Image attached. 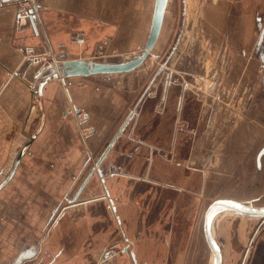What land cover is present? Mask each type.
Instances as JSON below:
<instances>
[{"label":"rangeland","instance_id":"rangeland-1","mask_svg":"<svg viewBox=\"0 0 264 264\" xmlns=\"http://www.w3.org/2000/svg\"><path fill=\"white\" fill-rule=\"evenodd\" d=\"M213 1L169 0L164 25L151 54L136 69L113 75L128 82L125 85L130 92V110L142 98L137 107L138 111L142 109V115L147 114L144 129L153 128L154 142L161 144L160 164L150 170L153 173L150 178L154 180H126L121 182L124 189L119 188L118 182L110 183L122 226L120 217L118 222L117 213L103 196L99 181L90 180L83 198L92 199L91 202L78 206L80 210H68L63 218L65 227L50 233L51 236L55 234L53 238L57 243L48 240L46 248L57 251L72 238L70 243H74L75 252L81 254L80 264H97V253L103 248H111L116 253L105 264H136L128 253L133 248L137 250L138 236L143 234L146 238V244L141 246L144 260L138 264H212L202 233L206 206L215 199H229L264 207V157L260 168L255 162L256 154L264 147V85L261 83L264 68L244 46L254 39L248 30L247 35L240 31L241 36H235L229 46L223 45V37L211 36L206 30V19L216 15ZM258 4L264 9V0H258ZM231 6L234 7L233 2L228 7ZM151 8L152 0H144L145 33ZM241 24L236 27L247 29ZM75 31L78 30L69 31L70 44ZM137 34L139 41L132 50L118 52L114 47L112 52L90 59L121 62L139 55L145 38L139 36L140 32ZM56 57L57 53L50 51L44 61H59ZM161 66V72L156 75ZM170 75L172 79L166 89L168 96L162 101L165 82ZM63 93V98L58 100L69 110L71 103L64 90ZM160 104L163 112L156 117L153 109L159 108ZM81 112V116L72 112L76 122L83 120ZM159 125L160 133L156 132ZM88 128L85 123L79 125L81 138ZM174 133L177 161L183 163L180 166L170 160ZM29 139L30 134L16 137V147L10 150L5 169L14 153ZM87 149V140L82 141L81 152ZM93 153L96 156L98 151ZM25 154L30 155L28 149ZM143 169L147 172L149 166L144 165ZM169 170L177 171L176 179L172 177L176 175L169 177ZM82 179L69 170L58 187L65 188L70 183L66 190L73 191ZM6 194L5 191L2 197ZM53 201L54 198L43 200L45 209ZM218 218L213 226L223 264H264V220L235 213ZM125 246L127 249L122 252Z\"/></svg>","mask_w":264,"mask_h":264},{"label":"crops","instance_id":"crops-1","mask_svg":"<svg viewBox=\"0 0 264 264\" xmlns=\"http://www.w3.org/2000/svg\"><path fill=\"white\" fill-rule=\"evenodd\" d=\"M35 1L38 20L37 27L33 28L28 17L22 14L19 1L0 0V180L9 172L18 152L14 153L9 167L5 169L10 150L16 147V137L22 134L31 136L38 128L42 116L44 117L40 131L29 144L30 155L24 154L20 158L12 177L0 189V264H14L21 254L25 255L22 261L33 254V264H80L81 254L75 252L72 245L74 243H70L72 238H69L68 243L65 242L64 248L57 251L45 247L48 240L52 244L57 243V239L53 238L55 234L51 236L50 233L65 227L63 218L69 209L75 211L78 206L91 202L92 199L83 198L90 180L99 181L103 196L109 202L111 200L113 205L115 201L111 182H118L119 188L124 189L121 182L126 180L153 181L150 170L152 166L160 164L161 144L154 142L153 128L144 129L147 114L142 115V109L138 111L137 107L142 98H139L132 110L129 109L130 92L125 85L127 80L123 77L113 76L114 74L66 79L58 77L48 81L39 93V83L49 74V71L41 70L47 63L90 59L97 54L112 52L114 47L118 52L130 51L139 41L136 38L139 32L146 43L155 0H152L146 33L144 0ZM231 2L234 7H228ZM213 3L216 4V8H213L216 15L206 19V30L211 36L223 37L224 46L233 43L235 36H241L240 31L248 30L254 39L244 46L248 47L264 68V9L258 4V0H214ZM236 24L247 29L242 30ZM71 30L84 33L85 43L82 46L69 43L68 34ZM27 47L33 48L37 53L48 49L54 51L59 61L49 62L39 57L24 58V53L19 48ZM243 51L246 52L244 49ZM72 52L77 54L72 55ZM67 80L71 82L70 86L63 85ZM261 83L264 85V77ZM169 84L168 81L165 82L162 101L167 99L166 89ZM63 90L71 108L83 111V120L76 122L72 113H67V107L59 102L58 98L64 95ZM251 99L250 96L249 103ZM161 106L160 104L159 108L153 109L156 117L163 112ZM132 111L133 116L100 164L107 193L96 171L78 193L81 183ZM82 123L89 125L90 131L81 138L78 127ZM156 132L160 133V125ZM171 138L170 160L180 166L183 163L177 161L176 133ZM86 140L89 149L81 152L82 141L85 143ZM94 151H98L96 156L93 155ZM263 157L264 155L262 163ZM144 165L149 166L147 172H144ZM69 170L76 177L83 178L73 191L66 190L70 183L65 188L58 187ZM176 172L170 171L169 177L176 175ZM172 177L176 179L177 175ZM5 191L7 194L2 197ZM48 198H54V201L45 209L43 200ZM114 207L122 226L118 205ZM122 234L128 240L124 230ZM145 244L146 238L141 234L138 236L137 250L133 248L128 253L132 262L138 264V261L144 260L141 246ZM110 249L103 248L97 253V264L112 260L116 253ZM130 252L134 254V259ZM46 258L48 261H45Z\"/></svg>","mask_w":264,"mask_h":264},{"label":"water","instance_id":"water-1","mask_svg":"<svg viewBox=\"0 0 264 264\" xmlns=\"http://www.w3.org/2000/svg\"><path fill=\"white\" fill-rule=\"evenodd\" d=\"M169 0H155L154 1V10L151 20V25L149 29V34L146 40V43L144 45L143 50L140 52L139 55L134 56L133 58L121 62H108V61H97L94 59H69V60H63L62 62L58 63L56 66L54 64L47 63L43 66V70L49 71V74L44 78L38 86V92L41 93L42 87L52 79H57L58 77H64V78H71V77H86L90 75H97V74H116V73H127L130 72L140 65L144 63V61L148 58V56L151 54L152 49L154 48L157 39L160 34V30L162 27L165 11L168 5ZM37 9H28L26 12H23L24 17H28V21L30 22L31 26L35 28V25L33 23L34 16L33 12H35ZM162 70L159 68V70L156 72V75H158ZM40 71V72H41ZM39 72V73H40ZM38 73V74H39ZM155 75V76H156ZM38 76V75H37ZM170 75L167 78V81L170 83L171 80ZM153 82V81H152ZM151 82V83H152ZM150 83V84H151ZM150 84L148 88L150 87ZM147 88V89H148ZM134 112L132 111L129 116L125 119V121L121 124L117 132L114 134L112 139L110 140L109 144L105 147L101 155L99 156L98 160L95 163V167L91 170V172L88 174L87 178L81 183L78 193L84 188L87 181L89 180L90 176L93 174V172H97L98 176L101 179V182L104 186L105 192L107 193V189L105 186V179L104 174L102 172V169L100 168V164L105 158V156L108 154L109 150L111 149L113 143L116 141V139L120 136L124 128L126 127L128 121L133 116ZM44 122V117L42 116L40 124L38 128L35 130V132L30 136V139L28 142L20 146V150L17 152L16 156L14 157L13 164L9 170V172L5 175V178L0 180V189L8 182V180L12 177L18 162L20 158L25 154L26 150L29 147L30 142L34 138V136L40 131L42 125ZM264 155V147L261 148L256 156V165L257 168L261 167V158ZM4 173V172H3ZM76 198V197H75ZM112 211L115 212V207L110 200V206ZM224 211H231L239 216H248V217H254L256 219L264 220V210L258 209V208H250L246 207L245 205H242L239 202H235L234 200L229 199H215L211 201L205 208L203 212V221H202V233L204 241L210 250L211 257L213 260V264H223L222 262V256L220 254L219 249L217 248L216 244L214 243L209 229H208V222L207 218L210 214L214 213H221ZM117 217V220L119 222V217ZM127 249V246L123 248L125 251ZM25 255L21 254L18 259L14 262V264H31L34 261L32 260L33 254H30L28 256L27 260L22 261V258ZM131 256L134 259V254L131 252Z\"/></svg>","mask_w":264,"mask_h":264},{"label":"built area","instance_id":"built-area-1","mask_svg":"<svg viewBox=\"0 0 264 264\" xmlns=\"http://www.w3.org/2000/svg\"><path fill=\"white\" fill-rule=\"evenodd\" d=\"M16 1H19L20 4H21V7H22L21 12H22V14H23V12H26V10H28V9L36 8V1L35 0H16ZM36 12H37V10L35 12H33V16H34L33 18H36ZM70 41L74 45L82 46L85 43L84 33L82 31H75L73 33V35L71 36ZM19 51L24 53V58L39 57L41 60H44L46 58V56L49 55V53H50L49 49L47 51H45V52L37 53L31 47H27L26 49L19 48ZM57 64L58 63H56L54 65L56 66ZM68 84H69V82L66 81L63 85L67 86ZM75 110H76V114L77 115H79V116L82 115L81 110L76 109V108H70L69 110H67V113H70V114L72 112L75 113ZM89 131H90V128L85 129V131H84L85 135H87Z\"/></svg>","mask_w":264,"mask_h":264},{"label":"bare ground","instance_id":"bare-ground-1","mask_svg":"<svg viewBox=\"0 0 264 264\" xmlns=\"http://www.w3.org/2000/svg\"><path fill=\"white\" fill-rule=\"evenodd\" d=\"M165 13H166V11H165ZM165 16V15H164ZM38 18V17H37ZM37 18H34V20H33V23H34V25H35V22L34 21H37L38 19ZM163 21H164V19H163ZM36 26V25H35ZM162 26H163V23H162ZM161 30H162V27H161ZM161 30H160V33H161ZM159 36H160V34H159ZM159 38V37H158ZM157 41H158V39H157ZM64 78V77H63ZM64 79H66V78H64ZM235 202H237V201H235ZM239 203H241L242 205H245L246 207H250V208H258V209H263L264 210V207H256V206H254V205H252V204H244V203H242V202H239ZM226 213H233V212H231V211H224V212H221V213H214V214H210L209 216H208V218H207V222H208V229H209V232H210V235H211V237H212V239H213V241H214V243L216 244V246H217V248H218V242H217V239H216V235H215V229H214V226H213V222L219 217H221L222 215H224V214H226ZM218 218V219H219ZM220 254H221V252H220ZM221 256H222V254H221ZM212 264H213V262H212Z\"/></svg>","mask_w":264,"mask_h":264},{"label":"flooded vegetation","instance_id":"flooded-vegetation-1","mask_svg":"<svg viewBox=\"0 0 264 264\" xmlns=\"http://www.w3.org/2000/svg\"><path fill=\"white\" fill-rule=\"evenodd\" d=\"M171 79H172V76H171ZM170 82H171V80H170ZM31 264H33V263H31Z\"/></svg>","mask_w":264,"mask_h":264}]
</instances>
